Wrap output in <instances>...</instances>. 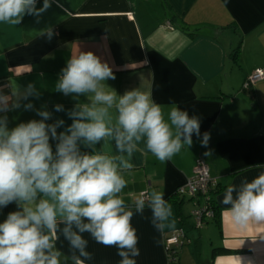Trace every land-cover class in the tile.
I'll list each match as a JSON object with an SVG mask.
<instances>
[{"label":"crops","instance_id":"0c3cea01","mask_svg":"<svg viewBox=\"0 0 264 264\" xmlns=\"http://www.w3.org/2000/svg\"><path fill=\"white\" fill-rule=\"evenodd\" d=\"M43 2L37 0L36 8ZM89 51L112 69L115 79L100 83L116 93L117 102L125 92L138 90L161 106L165 122L170 124L173 106L200 122L192 144H184L165 161L147 149L146 137L134 141L131 155L119 152L112 138L80 144L82 153L121 155L131 165L118 167L126 181L118 196L125 210L133 212L131 224L138 238L139 255L131 258L136 264H264V224L238 227L225 210L231 205L222 202L229 186L235 200L245 182L264 173V78L243 88L253 71L264 70V0H49L46 10L25 14L18 24L0 22V122L10 131L19 123L43 119L38 113L47 112L45 123L62 120L57 133L64 131L72 123L69 113L91 105L94 93L65 95L56 85L67 61ZM109 115L115 128V103ZM171 127L183 144L182 130ZM204 133L209 134L206 144ZM50 143L55 151L56 141ZM199 159L223 188L215 196L220 223L196 229L192 205L185 201L178 209L166 198L193 177ZM156 192L172 211L162 230L154 226L150 207ZM141 193L150 203L137 212ZM41 196L38 193L37 202ZM19 210L16 204L0 208V223ZM179 226L189 242L171 261L164 237ZM64 227L58 217L53 243L61 253L60 264H76L74 256L84 264H120L118 248L97 243L88 232L81 235L88 241L85 251L90 257L80 256L65 238ZM213 246L231 252L211 260Z\"/></svg>","mask_w":264,"mask_h":264},{"label":"clouds","instance_id":"9594fccd","mask_svg":"<svg viewBox=\"0 0 264 264\" xmlns=\"http://www.w3.org/2000/svg\"><path fill=\"white\" fill-rule=\"evenodd\" d=\"M36 3L0 0V22L18 24L23 15L39 14L49 7V0H44L40 9ZM109 79L115 77L107 63L91 51L81 52L67 61L56 88L65 95L91 92L94 96L91 105L69 113L72 123L64 131L57 133L62 120L45 123L47 112L38 113L43 119L19 123L10 131L0 122V208L11 204L21 208L9 212L0 223V264H60L61 253L53 243L58 217L65 225V238L80 256L90 257L85 251L88 241L81 235L88 232L97 243L116 246L120 264H136L131 258L139 255L136 230L131 224L133 212L125 210L118 196L126 186L118 167L131 165L121 155L82 153L80 144L91 146L112 138L119 152L131 155L135 142L146 137L147 149L165 161L184 144H192V135L200 134V122L175 106L169 112L170 124L165 122L161 106L150 94L138 90L125 92L117 102L116 93L105 91L100 83ZM114 103L118 111L115 128L109 115ZM171 126L182 130L183 144L181 134L174 137ZM50 139L56 141L55 151ZM208 139L209 134L204 133L205 144ZM233 191L229 186L222 202L231 205L225 210L238 227L264 224V173L245 182L235 200ZM38 193L42 196L37 202ZM143 195L136 200L137 212L143 211ZM150 207L154 226L162 230L163 222L172 215L171 206L162 193L156 192ZM174 226L175 221L170 227ZM73 258L76 264H84L79 257Z\"/></svg>","mask_w":264,"mask_h":264},{"label":"built area","instance_id":"2783aa9c","mask_svg":"<svg viewBox=\"0 0 264 264\" xmlns=\"http://www.w3.org/2000/svg\"><path fill=\"white\" fill-rule=\"evenodd\" d=\"M261 78H264V70L256 69L245 80L243 88H249V86ZM215 183L216 179L210 175L208 165L203 160L199 159L194 169L193 177L186 180L175 189V193L177 195L189 197L192 205L195 206V208L192 210V215L196 219L197 224H201L203 217L211 215V212L205 208L204 204H198V200L199 198L201 200V197L206 194L209 186ZM143 194L144 203H148V195L146 193ZM182 237L183 233L180 228L164 237V248L169 260H173V251H171L172 247L178 246L180 243H182Z\"/></svg>","mask_w":264,"mask_h":264},{"label":"trees","instance_id":"16d2710c","mask_svg":"<svg viewBox=\"0 0 264 264\" xmlns=\"http://www.w3.org/2000/svg\"><path fill=\"white\" fill-rule=\"evenodd\" d=\"M237 51H238V49L237 48H234V50H233L234 57H236V52ZM222 188H223V184H220L216 180V183L210 185L209 188H208V190H207V192H206V194H204L201 197L202 198L201 199L202 201L199 198L198 204L199 205L204 204L205 208L208 211L211 212V215L210 216L203 217V220H202L201 224H197L196 219L192 215V210L195 208V206L192 205L191 200L188 197V202L192 205V210H191V213L190 214H191V217L193 218V221H194L193 226L196 229H199V228L203 227L205 224H208V223H215L216 225H218L220 223L221 208L218 205V203L216 202L215 196H216L217 193L220 192V190ZM166 200H169L170 202H172L173 204H175L176 207L179 209L180 208V205L186 201V197L177 195L175 193V190H174L171 194H169L167 196ZM149 203H150V200H149L148 203H144V204H149ZM179 228L182 230V233H183V237L181 238L182 239V243H180L178 246L172 247V249H171V251H173V254H172L173 260L172 261H175V260L178 259V251H179V249L184 244H186L187 242H189V239L186 236L185 229L182 226H179ZM230 252H231V249L225 248L223 246H213L211 248L210 258L212 260L213 258H215L218 255L229 254ZM198 264H210V262L209 263L198 262Z\"/></svg>","mask_w":264,"mask_h":264},{"label":"rangeland","instance_id":"374dc122","mask_svg":"<svg viewBox=\"0 0 264 264\" xmlns=\"http://www.w3.org/2000/svg\"><path fill=\"white\" fill-rule=\"evenodd\" d=\"M186 201H188V197H186ZM190 208V207H189ZM191 209V208H190ZM192 210V209H191Z\"/></svg>","mask_w":264,"mask_h":264}]
</instances>
